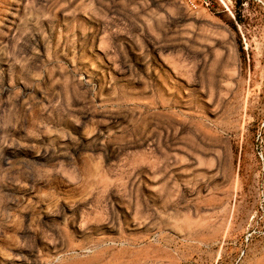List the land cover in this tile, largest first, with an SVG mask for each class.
<instances>
[{
	"label": "rangeland",
	"instance_id": "obj_1",
	"mask_svg": "<svg viewBox=\"0 0 264 264\" xmlns=\"http://www.w3.org/2000/svg\"><path fill=\"white\" fill-rule=\"evenodd\" d=\"M0 264H264V0H0Z\"/></svg>",
	"mask_w": 264,
	"mask_h": 264
}]
</instances>
